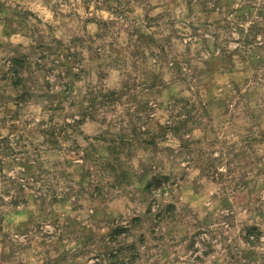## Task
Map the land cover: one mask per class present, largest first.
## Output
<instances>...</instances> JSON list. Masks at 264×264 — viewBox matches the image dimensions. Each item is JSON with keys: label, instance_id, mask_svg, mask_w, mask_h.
<instances>
[{"label": "rangeland", "instance_id": "1", "mask_svg": "<svg viewBox=\"0 0 264 264\" xmlns=\"http://www.w3.org/2000/svg\"><path fill=\"white\" fill-rule=\"evenodd\" d=\"M0 264H264V0H0Z\"/></svg>", "mask_w": 264, "mask_h": 264}, {"label": "trees", "instance_id": "2", "mask_svg": "<svg viewBox=\"0 0 264 264\" xmlns=\"http://www.w3.org/2000/svg\"><path fill=\"white\" fill-rule=\"evenodd\" d=\"M259 45H263V43L261 42Z\"/></svg>", "mask_w": 264, "mask_h": 264}]
</instances>
